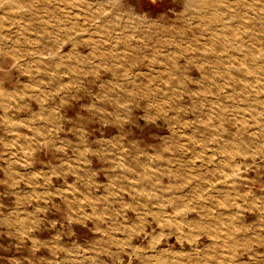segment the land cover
<instances>
[{
	"label": "rangeland",
	"instance_id": "obj_1",
	"mask_svg": "<svg viewBox=\"0 0 264 264\" xmlns=\"http://www.w3.org/2000/svg\"><path fill=\"white\" fill-rule=\"evenodd\" d=\"M0 264H264V0H0Z\"/></svg>",
	"mask_w": 264,
	"mask_h": 264
}]
</instances>
